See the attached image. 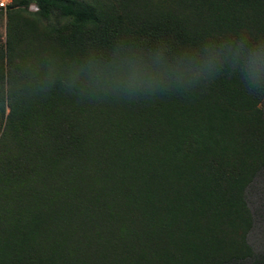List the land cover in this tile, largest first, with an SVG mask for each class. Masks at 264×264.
I'll return each mask as SVG.
<instances>
[{
  "label": "trees",
  "instance_id": "1",
  "mask_svg": "<svg viewBox=\"0 0 264 264\" xmlns=\"http://www.w3.org/2000/svg\"><path fill=\"white\" fill-rule=\"evenodd\" d=\"M0 17V264H264V94L228 67L160 91L186 56L264 50V0H14Z\"/></svg>",
  "mask_w": 264,
  "mask_h": 264
},
{
  "label": "clouds",
  "instance_id": "2",
  "mask_svg": "<svg viewBox=\"0 0 264 264\" xmlns=\"http://www.w3.org/2000/svg\"><path fill=\"white\" fill-rule=\"evenodd\" d=\"M244 35L249 37L247 34ZM218 40L212 39L205 43ZM262 40L264 37L256 38L255 41L260 42ZM221 54L225 56V61L217 64L216 59ZM224 67H228L234 74L240 76L244 88L249 93L264 94V50L257 46L253 50L245 51L242 44L209 52L207 56H186L176 68L165 73L169 83L161 85L160 91L163 93L177 92L181 89L183 92L191 91L222 74ZM154 83L158 84L159 81L149 80L147 88L155 91Z\"/></svg>",
  "mask_w": 264,
  "mask_h": 264
},
{
  "label": "rangeland",
  "instance_id": "3",
  "mask_svg": "<svg viewBox=\"0 0 264 264\" xmlns=\"http://www.w3.org/2000/svg\"><path fill=\"white\" fill-rule=\"evenodd\" d=\"M30 9L35 10L34 6H31ZM0 34L4 38L5 36V17H0ZM263 179H259L258 184L255 185V188L264 187ZM250 203L256 206L258 214H261L262 217L258 219V225L254 232L252 233L250 239L256 246L264 245V188L256 189L250 194ZM259 208V209H258Z\"/></svg>",
  "mask_w": 264,
  "mask_h": 264
},
{
  "label": "built area",
  "instance_id": "4",
  "mask_svg": "<svg viewBox=\"0 0 264 264\" xmlns=\"http://www.w3.org/2000/svg\"><path fill=\"white\" fill-rule=\"evenodd\" d=\"M13 2L14 0H0V12L5 14Z\"/></svg>",
  "mask_w": 264,
  "mask_h": 264
}]
</instances>
